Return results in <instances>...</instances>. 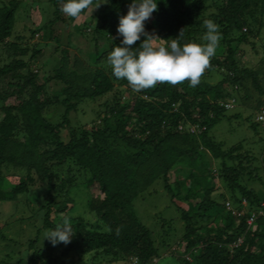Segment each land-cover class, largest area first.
Wrapping results in <instances>:
<instances>
[{"label":"trees","instance_id":"16d2710c","mask_svg":"<svg viewBox=\"0 0 264 264\" xmlns=\"http://www.w3.org/2000/svg\"><path fill=\"white\" fill-rule=\"evenodd\" d=\"M106 1L98 8L99 0H93L82 10L80 16L91 7L97 9L73 34L69 27L77 18L61 12L63 0H47L53 11L44 38L47 45L54 43L60 59L46 73L32 67L45 46L31 50L12 41L20 1L0 4V45L12 50L0 61V216L9 221L0 226V245L7 249L0 264H131L132 260L153 264L160 248L170 246L174 220H161L164 230L157 241L139 220L134 203L151 194L158 181L184 223L171 255L178 264H264V216L247 224L264 200L243 183L245 176L262 183L263 178L254 174V157L242 143L224 150L212 134L235 109L243 91L244 98H250L248 82L259 92L260 101L245 108L257 116L264 109L263 62L253 68L239 59L242 44L257 49L250 39L264 27V0H158L157 11L145 22L146 32L164 39L160 43L165 46L181 30V44H204L203 21L211 19L219 25L225 54L210 59L196 87L185 80L176 85L157 83L139 92L112 76L106 62L114 45L119 46L120 38L112 37L130 0ZM40 30H32V36ZM75 34L86 40L83 47ZM215 75L220 80L212 83ZM4 81L8 90L2 91ZM233 101L235 107L227 109ZM86 102L99 103L98 119L90 126L76 116ZM241 116L237 113L229 119ZM249 122L254 132L260 126L264 129L257 118ZM212 160L219 161L218 175ZM80 174L86 176L83 186L102 196L88 197L94 221L70 215L75 201L69 194ZM216 178L224 182L226 192L216 187ZM37 184L38 190H44L37 232L16 243L4 230L12 221L26 220L16 219V214L21 205H29ZM57 190L61 194H55ZM65 218L73 233L71 241L52 246L43 240V233ZM22 246L31 253L28 261L20 253L12 257V247Z\"/></svg>","mask_w":264,"mask_h":264},{"label":"rangeland","instance_id":"374dc122","mask_svg":"<svg viewBox=\"0 0 264 264\" xmlns=\"http://www.w3.org/2000/svg\"><path fill=\"white\" fill-rule=\"evenodd\" d=\"M11 0H0V4L8 3ZM21 5L18 9L17 18H16V26L13 33L12 41H17L21 43L23 47H29L31 50L34 47L45 46L43 56L38 58L32 67L36 70H40L43 73L51 70L60 59V52L55 50V45H47V40L44 38V33L46 28L48 27L47 23L52 17V7L47 2V0H36L34 4H31V0H18ZM106 0H99V6L103 7L106 4ZM2 6V5H0ZM95 7H91L90 10L83 16H79L76 21H71L69 29L74 34L77 31V27L84 24L85 21L91 20L93 14L97 11V9L92 10ZM43 27V28H42ZM42 28V29H41ZM41 29V30H40ZM32 30H40L35 36H32ZM66 35V31L64 32ZM78 37H75L77 41L80 43V47H83L86 43V40L81 38L80 35L75 34ZM260 35V36H259ZM250 39L251 42H256V50H253V46L251 44L241 45L239 50V59L242 63L247 67H257L259 64L263 62L264 65V27L261 28L260 34ZM20 37L22 40L16 39ZM66 43H64V46ZM12 53V50H10ZM8 52L7 48L4 45H0V61L6 60L8 56L11 54ZM72 53L80 55V52L77 49L72 48ZM31 54V51L29 55ZM225 54V47L223 45L218 44L215 55L223 56ZM29 55L25 57L27 60ZM46 63V64H45ZM220 80L219 75H215L211 78L212 83H217ZM119 84V83H118ZM2 91L8 90V86L6 81L1 85ZM246 91H243L242 98L237 100V106L235 109L228 111L227 117L217 125L212 134L216 138L217 141L223 143V148L228 149L233 145L238 143H242L244 146V151H248L253 157L251 165L254 168L255 173L257 175L262 176L263 183L259 180H250L249 176H245L243 183L248 185L249 187L255 188L257 194L264 200V129L258 127L257 132H254L250 128V122H255L257 118V114L252 113L247 110L246 106L255 107L260 101L259 92L251 86V82H248V92L250 94L249 99H245ZM238 99V98H237ZM263 97H261V100ZM99 103H91L86 102L82 104L77 113V118L80 120L82 124H87L88 126L92 125L95 120H97V111H99L98 107ZM246 107V108H245ZM240 113L242 116L239 119H229L230 116ZM250 117V120H247L246 117ZM62 136L67 140V131L63 130ZM263 139V140H262ZM211 160V158H210ZM212 170L216 175L219 173V161L212 160ZM86 176L84 174H80L78 176L77 185L70 191V196L74 198L75 204L74 208L70 212L71 216L81 215L85 217L89 221H94L95 218L88 209V197L89 195L95 196L99 195L95 188L86 189L83 186ZM171 182L174 181V173L170 175ZM216 187L221 188L224 192L227 191L224 182L220 178H216L215 180ZM6 189H10L11 186L7 185ZM39 184L33 187L32 197L29 199V205L23 204L18 209V214H16V219L24 217L26 220H19L13 222L12 224H8L9 228H6L4 231L7 232L8 238H13L16 243H20L23 241H27L29 238H33L37 232L38 224L40 223L41 213L43 210L41 207L43 206V195L44 190H38ZM156 191V192H154ZM149 192L151 194H146L141 196L135 200V210L139 220L153 233L155 239L160 240L158 236L164 230V227L161 225L162 219H173L172 232L170 233V238H168V242L170 246L166 249L160 248L158 258H156L153 264H178L176 259L172 257L173 249L178 248V243L182 238L184 233L183 222L180 221V212L177 209V206L172 202L171 195L168 194L164 190V185L162 182L158 181L153 186H151ZM61 194L60 190L55 191V194ZM102 197L101 195H99ZM184 208L188 209V205L185 203H180ZM35 214H38L35 216ZM37 221L36 223H34ZM8 219L6 217L0 216V226L8 223ZM13 251L12 257H19L18 253L24 256L25 260H30L31 253L28 251L27 246H22L17 248L12 247ZM7 249L0 245V258H2ZM10 251V250H9ZM20 251V252H19ZM188 256V255H187ZM15 260V259H14ZM131 264H136V261L132 260Z\"/></svg>","mask_w":264,"mask_h":264},{"label":"clouds","instance_id":"9594fccd","mask_svg":"<svg viewBox=\"0 0 264 264\" xmlns=\"http://www.w3.org/2000/svg\"><path fill=\"white\" fill-rule=\"evenodd\" d=\"M92 2L93 0H63L60 10L69 17L78 18L82 10L87 9ZM157 4L158 0H130L126 15L119 17L116 36L112 37L120 38L119 46L114 45L107 54L106 62L111 74L116 79L126 80L135 92L151 88L157 83L176 85L185 80L190 87H196L221 39L219 25L211 19L203 21L206 29L204 44H181V30L178 37L168 41L165 46L160 43L164 39L145 31V22L157 11ZM137 41H141L140 44L133 47ZM72 237L67 218L43 233V240H48L52 246L59 243L67 245ZM241 243L242 239H239L238 244Z\"/></svg>","mask_w":264,"mask_h":264},{"label":"built area","instance_id":"2783aa9c","mask_svg":"<svg viewBox=\"0 0 264 264\" xmlns=\"http://www.w3.org/2000/svg\"><path fill=\"white\" fill-rule=\"evenodd\" d=\"M234 101L232 104H227L226 107L228 109L234 107ZM258 121H260L261 123L264 122V109L261 111V113L258 115ZM227 207L228 209L230 210L231 209V205L230 203H227ZM233 214L237 215V216H241L243 215V212H238V211H233ZM259 216H264V208H260L259 210H257L256 212H253L251 214V216L247 219V223L249 225H253V223L256 221V219L259 217ZM241 242V241H240Z\"/></svg>","mask_w":264,"mask_h":264}]
</instances>
